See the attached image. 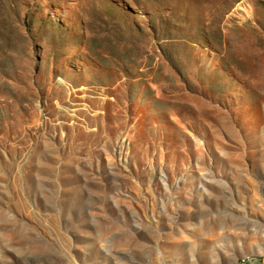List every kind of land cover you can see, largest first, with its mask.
<instances>
[{"label": "rangeland", "instance_id": "1", "mask_svg": "<svg viewBox=\"0 0 264 264\" xmlns=\"http://www.w3.org/2000/svg\"><path fill=\"white\" fill-rule=\"evenodd\" d=\"M264 264V0H0V264Z\"/></svg>", "mask_w": 264, "mask_h": 264}, {"label": "bare ground", "instance_id": "2", "mask_svg": "<svg viewBox=\"0 0 264 264\" xmlns=\"http://www.w3.org/2000/svg\"><path fill=\"white\" fill-rule=\"evenodd\" d=\"M250 260H251L250 257H245V258H242L240 262H249Z\"/></svg>", "mask_w": 264, "mask_h": 264}, {"label": "built area", "instance_id": "3", "mask_svg": "<svg viewBox=\"0 0 264 264\" xmlns=\"http://www.w3.org/2000/svg\"><path fill=\"white\" fill-rule=\"evenodd\" d=\"M251 262V260L249 262H240L241 264H249Z\"/></svg>", "mask_w": 264, "mask_h": 264}]
</instances>
